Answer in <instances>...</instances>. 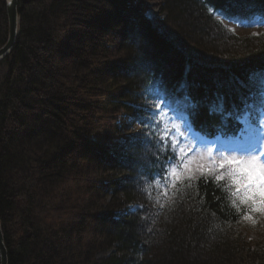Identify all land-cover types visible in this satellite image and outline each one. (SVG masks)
<instances>
[{
    "label": "trees",
    "instance_id": "16d2710c",
    "mask_svg": "<svg viewBox=\"0 0 264 264\" xmlns=\"http://www.w3.org/2000/svg\"><path fill=\"white\" fill-rule=\"evenodd\" d=\"M18 2L20 32L0 61L8 264H264V217L246 228L211 181L142 191L160 156L146 111L159 97L179 117L190 95L196 129L212 134L218 98L259 114L264 37L238 35L208 9L263 25L264 0H160L164 16L144 0ZM8 31L0 0V48ZM242 127L232 119L226 131Z\"/></svg>",
    "mask_w": 264,
    "mask_h": 264
},
{
    "label": "snow or ice",
    "instance_id": "6c2138e0",
    "mask_svg": "<svg viewBox=\"0 0 264 264\" xmlns=\"http://www.w3.org/2000/svg\"><path fill=\"white\" fill-rule=\"evenodd\" d=\"M208 11L227 18L223 11L213 8ZM159 99L160 103L146 109L151 112L148 135L160 153L156 171L149 173L152 182L145 180L142 189L148 199H152L153 188L162 189L161 194L167 197L169 189L174 190V195L185 185L190 188L193 182L202 180L207 185L211 181L230 209L237 214L243 211L242 219L255 223L254 214L264 215V108L259 110V115L252 111V105L234 112L226 109L223 99L218 98L208 105L209 114L221 117L220 127L212 134L196 129L190 116L195 115L200 105L190 95L184 97L190 116L170 115L171 106L163 96ZM232 119L243 126L238 138L226 131ZM213 197L220 199L215 193ZM156 200L159 202V195Z\"/></svg>",
    "mask_w": 264,
    "mask_h": 264
},
{
    "label": "rangeland",
    "instance_id": "374dc122",
    "mask_svg": "<svg viewBox=\"0 0 264 264\" xmlns=\"http://www.w3.org/2000/svg\"><path fill=\"white\" fill-rule=\"evenodd\" d=\"M159 1L160 0H144L145 5L147 6V14L150 16H164L165 13H163L161 11L160 5H159ZM218 20H220L221 22H225L228 27L230 28L231 31H233L234 33L240 35V36H251L254 38H260V37H264V25L262 26H249V25H245V24H238L232 21H228L225 19H222L220 17H216ZM254 33L256 35H254ZM160 103V102H158ZM177 123H179V120L177 121ZM229 143H234V141H229ZM114 172V173H113ZM113 172H111V174L113 176L117 175V178H119L122 174H119L120 170H113ZM109 174V175H111ZM115 174V175H114ZM160 191V189H158V192ZM162 191V189H161ZM111 194V193H110ZM106 196L107 199L110 198L111 195H109V192L106 195H103V198ZM136 204V203H135ZM256 215L258 216H262L264 217V215H261L259 213H257ZM247 224L245 225L246 228L249 229H253L254 228V223L252 222V220H248L246 222ZM105 254H109L108 252L104 253V252H99L98 255H105Z\"/></svg>",
    "mask_w": 264,
    "mask_h": 264
},
{
    "label": "water",
    "instance_id": "95a60500",
    "mask_svg": "<svg viewBox=\"0 0 264 264\" xmlns=\"http://www.w3.org/2000/svg\"><path fill=\"white\" fill-rule=\"evenodd\" d=\"M8 20H9V31H8V40L0 48V61L5 58L13 49L16 38L20 32V15L18 11V0H12L9 3V0H5ZM0 261L1 264H8V251L5 244L4 232L2 229V224L0 220Z\"/></svg>",
    "mask_w": 264,
    "mask_h": 264
}]
</instances>
